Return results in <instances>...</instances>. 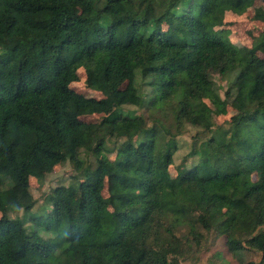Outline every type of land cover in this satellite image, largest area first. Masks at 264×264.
Instances as JSON below:
<instances>
[{"label":"trees","instance_id":"obj_1","mask_svg":"<svg viewBox=\"0 0 264 264\" xmlns=\"http://www.w3.org/2000/svg\"><path fill=\"white\" fill-rule=\"evenodd\" d=\"M256 1L0 0V264H181L182 224L264 264V29L215 32ZM78 66L102 98L70 87ZM206 100L232 107L228 128ZM185 124L207 135L175 163ZM65 161L38 203L29 178Z\"/></svg>","mask_w":264,"mask_h":264},{"label":"rangeland","instance_id":"obj_2","mask_svg":"<svg viewBox=\"0 0 264 264\" xmlns=\"http://www.w3.org/2000/svg\"><path fill=\"white\" fill-rule=\"evenodd\" d=\"M255 8L264 10V1L257 0L252 7L243 11H235L231 7H227L223 14V24L215 28V32L219 35L226 37L229 41L236 46H249L257 34L264 29V19L254 18ZM212 80L217 85L223 88L219 89L223 97L224 89L226 87L225 80L219 78L216 74L210 75ZM75 81L70 83V87L77 92L84 94L87 97L102 98L103 95L97 91H93L84 85L85 71L84 68L78 66L76 68ZM207 101L211 110L210 127L212 131L229 127V121L235 111L229 105L222 111L216 104ZM113 108V105H106L102 110L88 116L86 120L95 121L102 115L108 114ZM134 109L137 114H146L143 108L130 107ZM197 133L200 137H205L207 133L201 131L200 128L192 127L185 124L181 133L177 136L178 149L174 154L175 163L180 161V158L188 152L192 135ZM192 158H189L191 163ZM86 163L89 164L91 169L94 168V160L88 157ZM171 172L174 174V166L170 167ZM75 163L72 161H65L64 163L56 164L52 171L47 174L42 181H38L34 177L29 178L30 191L38 201L41 203V195L59 184H64L68 181L69 176L76 173ZM189 224H182L174 228V233L181 239L180 245L182 246L183 256L180 259L181 264H242L249 259L261 260L259 253H250L247 250L239 249L230 251L225 245L224 236H216L213 232L205 234L204 230L199 226L197 230L203 235L199 243L192 242V233H189Z\"/></svg>","mask_w":264,"mask_h":264}]
</instances>
